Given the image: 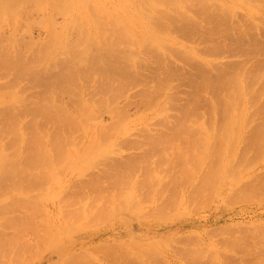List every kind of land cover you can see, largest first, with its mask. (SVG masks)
<instances>
[{"label": "bare ground", "instance_id": "obj_1", "mask_svg": "<svg viewBox=\"0 0 264 264\" xmlns=\"http://www.w3.org/2000/svg\"><path fill=\"white\" fill-rule=\"evenodd\" d=\"M262 10L264 13V0H0V30L2 29L3 24L7 21H10V24L13 27H17L18 25L19 31L22 32L23 30L22 33L19 32L18 35L15 34L17 36L16 38H14L15 36L8 37L9 34L6 36L5 31L4 33L2 31L3 34L0 35V75L2 74L1 78H4V76L11 78L7 82L6 85L4 84L5 85L4 87L6 89L10 88L9 90H12V92H9V90L4 92V89L2 91L3 87L0 86V90L3 92V93H0V140H4L5 138L8 137V139H6L8 143L6 142V140L4 141L6 145L0 143V190H1L0 201L2 199V202L4 203V201L8 200L5 198H4L5 200H3V197L5 196V194L7 195L6 193L7 190L8 191L10 190V189H4L6 190V192L5 194H2L4 193L3 188L5 187L11 188L12 190L11 192L13 193L16 192V194H18L17 196H15L14 194V197L11 196L13 198L10 197L11 200L14 199L10 202L11 204L10 207L7 205V203H9L10 200L4 203L6 205H3V203H0L1 205L0 211L3 214V216L2 214H0L2 216L0 217V264H33V263H36L39 257H41L44 253L51 251V246H49L47 242H49L50 240H53L54 237L58 235L59 231H61L59 229L71 228V225L73 223L77 224L82 219H88L92 223L99 224V225H102L104 223L106 224L108 222V227H110L111 224L115 226L116 225L115 222L118 220V219L112 218L115 214L119 212L124 213L125 212L124 210H130L134 208L133 206L138 203L139 197H142L150 193V190L152 188L154 181L151 180V177H149V175L151 176L152 174H154V172L150 174L149 172H147V168H149L151 172L153 171L151 170V167L148 166V163L149 161L151 162V160H149L151 159L149 158V156L152 155V152L150 151L152 149H155L156 147H157V151H161L160 148L163 150L165 146L168 147L167 144H169V147H170V144H174V146L176 144L178 145V146L176 145L177 147L175 146V148L171 146L172 148L170 149L171 150L173 149V151H175L174 149L177 148L176 153H174L173 151L171 152L173 153V158L175 157L178 159L179 157L181 160L179 159L178 160L180 162L183 161L182 164L179 165L180 162H177L176 159H174L175 162L178 164V166H180L179 168L182 167L181 174L177 173L176 175V177L179 178L178 180H181L182 184L179 185L180 183L178 182L179 183L178 184L179 186H178V185H175L174 182L172 181L173 183L171 184V187L169 186L171 189L174 188L175 186H176L175 188H178V187L180 188L181 186L184 189V187H186V184H188L189 182L191 183L192 180L194 182V179L202 178L204 189L206 188V189L214 190L217 195L226 197L230 193L234 185H237L240 182L243 184L244 180L246 182L248 180L247 178L248 172L244 173L243 172L244 169L246 167L248 168L250 164L256 163V160L258 159V157H259L258 160H260L263 156L262 153L264 151L263 149V151H261L262 153L260 154L259 150H257L258 151L257 153H259L258 154L259 156L255 152L256 151L255 149H258L256 147L264 148V84H263L264 82L263 81L264 80V27L259 25L255 21L256 19H252L254 18V15L258 13V11H260L261 13ZM239 11H243L244 14L241 12L243 16L240 15V13H238ZM35 14L37 18L38 17L40 18L43 17V18L41 20H39L40 18L37 19L39 20V23L41 24V26L40 24H37L38 23L37 20H36V24L35 23L34 24L36 26H40L43 29L45 27L48 29V33L50 32L49 39H47L46 43H44L43 41L44 44L42 45H39V43L38 45L33 43V40L31 41V38L27 39L28 43L25 42L26 38L25 39L23 38V41L25 43L23 41H22L23 43L20 42L22 39L21 40L19 39L22 37V35L20 34L24 33V29H23L25 26L24 24L27 23L24 20H27V19L30 20V19L29 18L24 19L26 17L20 18L21 20L23 19L22 20L24 22L23 24L22 21L18 20L19 19L18 16L20 15V17L21 16L22 17L23 16L33 17V15ZM38 14H41L43 16L42 17L41 15L38 16ZM238 14L241 16L242 19L244 17L242 21H241V18L239 19L237 18L238 16L236 17V15ZM57 15L58 17L59 15H61V17L63 16L65 19L63 24L59 28H58V25H60V23L57 25L58 21H55L56 19L55 17ZM256 16L257 14L255 15V17ZM260 16L261 14L259 15V17ZM259 17L257 20L262 22L263 17L262 16H261L262 18L260 17L262 20L259 19ZM246 19L248 20L250 19V20L248 21ZM20 23L24 25L23 28H22V25H21V28L19 27ZM30 25L33 26V22L30 23ZM7 27L8 26H6V28ZM174 30H176V32L179 31L183 33V35L185 34L186 36L190 34L192 35V33L194 35V32H195L199 34L201 37L199 38L200 40L195 39L196 37L198 38L199 36V35L196 36L197 34H195L196 37L194 36H193L194 38L192 37V39H195L197 43L192 42L191 39L190 41L189 39H187L188 38L187 37L186 39L189 40L188 41L189 44L191 42L196 45H194V47L192 46V48L191 46L188 48V45H189L187 44L188 42L187 43L184 42V45L185 43L187 44V48H186L184 47L183 43L181 44L178 43V40L173 36V35H178L179 33L177 32V34H175ZM17 31L16 33H18ZM172 31L174 32V34ZM7 33H9V31ZM181 33L179 35H181ZM4 35L6 36L5 38H4ZM27 35H29V33ZM72 35L74 36V38ZM24 37H26V35ZM181 37L184 38V36H181ZM177 38L179 37L177 36ZM215 38L217 39L219 38V42L215 43L214 45L213 41ZM16 39H18L19 42ZM29 40L31 41L30 43H29ZM228 41H230L232 45H236L235 49L238 48L239 50H241V52L244 53V55L246 54L247 56V57L245 56L246 59H244L241 62H234L236 60H234L231 57V55L235 56L236 54L240 53V55L238 54L239 56L238 55L236 56V59H238V57L240 58L241 56V52H233L234 54L236 53L235 55H233L230 49L229 51L231 52H228V55L229 53H232L229 55V57L231 61L233 62L231 63L230 60L229 61L226 60L228 61L226 62L228 65H226V63L224 64L225 60L223 61L222 56H224L223 54H225V52H227V50L229 49L227 47ZM122 47H125L123 49L127 48L129 51L128 52H126L127 50L122 51ZM131 47H135L136 49L134 50ZM29 48L31 49V51L33 50L34 52L32 51L33 53H31ZM224 49H227V50L224 51ZM235 49L233 51H236ZM27 51L31 53V55L28 54L30 55V57L27 55V53H25ZM170 52H171L172 58L174 57L171 60H170L171 58ZM176 59H178L179 61H181V63L184 64V68H183L184 70L187 67L190 68L191 70V72L189 71L191 75L188 78L192 86L194 83V86L192 88L193 91L191 90L194 93L193 95L194 96L196 95L198 96V98H200L201 95L203 94L205 95L206 92L210 91L212 94L213 100L211 101L210 99L211 104L209 105L208 110L205 109L207 110L206 115L207 113L209 115L208 120L206 119V117H204L203 120L201 121H204L205 119L206 121L200 123L198 122L199 119L197 117L199 115L197 108H198V102H200V100L197 98L198 100L196 99L195 101L196 96L194 97L192 94H190L192 97V101H195V102L191 101L192 103H190L188 102V99H185L187 100V102L186 101L185 102L186 104L188 103V105H185L184 109H183V105H177L178 107L179 106L182 107L183 114L181 112H180L181 114L179 113L181 116L180 118L178 116L179 119H177V117L175 118L177 119L176 122L170 119L172 121L171 126L169 124L171 128L167 124H166L167 126H165V123L167 122V121L165 122L166 116L165 114H161L165 110L168 111L167 108L172 109V107L169 108V106L171 105L170 104L171 100L170 99L167 100L169 102L166 101L167 103L170 104L169 106H167L166 102L164 101L159 102V104L161 103L160 104L161 106H163L162 104L164 102L165 103L164 106L167 108H164L163 106V108H158V110H156V107H154L155 110L157 111V115L159 113V115L161 114L162 116L163 115L165 116L164 117L165 120H163L165 123L163 122L164 124H162V126L163 127L165 126L164 127L165 130L167 128L171 129L172 132L169 131L171 134L169 132H168L169 134H166L167 131L164 130L165 133L163 134L159 132L161 136L158 134H155L156 136L154 135L155 136L154 137L153 134H148L146 131L147 135H149L147 136L146 133H144L145 132L144 129L148 130L149 128L148 129L144 128L143 129L144 132L142 135V138H143L142 141H144L146 138L148 142L146 141L143 143L141 140H139L140 142L137 140L138 144L141 147L144 144L147 145V143L149 146H152L153 144V147L151 148V150H150V147L148 148L147 153L148 155L149 153L151 155L149 156L146 155L147 156L146 159L148 158L147 160H145V157L143 156L146 154V153L143 154V152H146L145 145H144L145 148L143 149V152H142V156L144 157L145 161H143L142 156L140 157L136 156L139 160H142V161H139L137 158H135V156L132 157V159L138 160V165L140 164L139 162H143V163L147 162L146 163L147 165L145 164V167L143 164V168H145L147 175L149 173V175L147 176L149 180L146 177L145 180L147 179V181L144 182V180H142L143 183L140 185V187L144 186L145 188H147V192L145 193L146 189L144 187L143 188L145 190L143 188L140 189V187L136 189L137 184L136 182H133V180L136 178L135 176H133L134 179L132 177V175L135 174V173L133 174V172H135V169H136V166L134 167L132 165L134 160L133 161L132 159L126 160V161H129V160L132 161V162L130 161L131 163L129 162L130 163L129 165L133 166L131 167L127 164H122L123 163L122 161H121L122 163H119L120 161L119 162L114 161L118 159L120 160L121 157L123 156L122 154L120 158H118L119 156L116 159H113L111 157L112 153L113 152L115 153V151H117L119 148L120 149L118 151H121V150H124L126 147H127L126 149L131 147L130 146L131 144H133V148L139 146L138 144H136L137 143L136 140H134V142L130 144V140H129L130 138L126 137L125 135L127 132H129L130 128L132 129L131 126L133 122L131 123V122L126 121V120H130L131 118L127 116L128 114L124 115L126 110L121 108V111L123 109V111L121 112L120 107L118 108L120 113L118 112V110L116 113L119 114L120 116L119 118L121 119L124 118V119H122L121 122L118 125H116V128L111 124L113 128L116 129L115 131L117 133L112 132L114 131V129H112L111 128L112 126L110 127L109 125L108 131L112 130L111 133L110 132L109 133L110 135L112 134L113 135L109 136L108 139L110 137H112L111 139H114L113 138L114 135L116 136L125 135L124 136L125 141H124V137H122L123 138L122 140L124 143L120 142L121 139L118 141L120 142L119 143L120 146L123 145L121 147L116 142L117 143L116 145H118L119 148L117 147L118 149L112 152L105 144H103V142H105L106 140L108 141L107 137L105 136L102 137V135H106L108 128L106 129V131H104V129L106 128L105 126H103L105 128L101 129L98 123L93 125L94 122L93 124L91 122V119H90V115L92 113V108L90 107V105L92 104L91 98H92V95L93 96L95 95V97L97 96L96 95L97 93L95 94V92H99V95L101 94L103 95L104 92H106L105 95L109 97L105 98L106 96H104V98L102 97V100H99L101 101L103 105L98 100H95V98L94 100L95 102L97 101L98 104L96 103L97 106L94 104L92 105H94V107L96 106V108L97 107L99 108L101 107V105L104 107V105L109 104V103L110 105L111 103L114 104V102H116L120 96H123V94L126 96V93H121L120 91L119 93L116 90L123 91V87H125L126 84L129 86V83L127 82L125 83V80L129 78L128 82H132L133 81L132 79L135 78V76L140 75L139 70L141 67L143 66L145 67V65H147L148 62H154L157 66L156 67L157 69L155 70L164 69L165 65H166L165 69H167L169 68L167 66L170 63V61L173 60V62L171 63H174V60H175V63L177 64ZM185 65H187V67ZM172 66H170V70H172L171 68H174V69L175 67L178 68V64L175 67L174 66L172 67ZM150 70L148 69V71ZM141 71H142V68H141ZM168 71L165 70V73L166 74L170 73ZM172 71L170 75L168 74L169 76H171ZM176 71H173V73ZM159 73H157V75H159ZM162 73L160 74L161 76L164 75ZM142 74H146V73H142ZM183 74H184V71H183ZM184 75L186 76V74ZM93 76H96V77L98 76V78H94V81L98 82L100 84V87L98 88L99 91L92 90V92L94 91L93 92L94 94L91 93L92 94L91 98L88 99L90 100L89 106H87L86 104L82 103L83 100L81 101L80 99L81 95H78L80 91V87L82 85L79 83L83 78L87 77L86 79L83 80L84 82L89 77L92 78ZM141 76H138L139 79ZM152 76H154V74ZM161 76L159 78L156 77V79H159V80L160 78L162 79ZM177 76L178 75L175 74L176 80H177ZM154 77H153L154 81H158V80H155ZM164 78H166L165 81L163 80L159 81L161 82L160 87H158L159 90L156 89L157 91H160L159 94L156 90L154 91L155 88L153 86H155V84L153 83L150 84V86L153 85L152 88L150 89L151 91L153 89L152 92L150 91L148 92V90H146L147 87H144L145 89L143 90L146 91L145 93L142 92L144 93V100H143L144 102L140 100L139 103L141 104V102H143L145 105L142 103L143 105L141 106L145 107L148 104L152 105L153 104L152 101H154V99L157 102V100L160 99L159 97L160 96L162 97V95L164 94L163 92L164 90L162 89H164L166 84L170 80L172 82L175 81V78L173 77V75H172V78L174 79L170 78V80L167 82L166 80L167 78L169 79V77H164ZM183 78H182V83L184 82ZM25 79L27 80L30 79L34 83V86H33L34 91L30 90L31 94H29V89L32 87H30L29 84H28V87L21 86L22 81ZM95 79H99V80H95ZM135 79L138 81L137 77ZM146 79L148 80V78ZM136 80L133 81L134 84L136 83L135 82ZM152 80L150 81L149 79L148 81H150L151 83ZM100 81H102V84ZM142 81L144 82L146 80L142 79ZM260 81L261 82L263 81L262 82L263 86L260 83L262 87L261 86L259 87L258 85L259 88H257L256 87L257 83H259ZM24 82L25 84L27 83L26 80ZM172 82H170V84ZM145 83L149 84L147 83V81L144 82V84ZM173 83L171 86H173ZM178 83H181V82L179 81ZM186 84L184 82L181 86L185 87ZM94 86L92 84L91 88L96 87ZM144 86H147V85H144ZM150 86H148L147 89H149ZM188 86L189 85H186V87ZM11 87L12 88L19 87L20 90H18V93L21 92L24 96L23 95L21 96L20 94H18L21 97L20 96L17 97L16 96L17 92L14 93L15 90L12 89ZM160 89L162 90L163 94ZM178 89L180 90L181 88H178ZM188 90L189 89H187V93L190 92ZM113 91L116 93V95L120 94L118 98H116V95L112 96L114 93ZM141 91L142 90H140V93ZM173 91H177V89ZM107 92L108 93L111 92L112 95L110 93L108 95ZM123 92H127V91H123ZM147 92L149 93V96L151 93H154V92L158 96L156 95L157 98H154L153 97L154 95L152 94L153 96L151 95V97L154 99L151 100L152 98L150 99L149 96L145 97L147 96L146 95ZM210 92L208 93L210 94ZM187 93L185 92L186 95ZM65 94L67 95L70 94L71 99H72V95L75 96V98L79 96L80 100L76 99L77 100L76 101L74 98L73 99L75 101L71 100L66 95L68 97L67 102H66L65 100L66 98L64 100L62 99V96H64ZM185 94L183 96H186ZM177 95L178 94H176V97H178ZM100 97L96 99H99ZM113 97L115 98L113 99ZM193 97H194V100H193ZM208 97H210V95ZM208 97L206 98V101ZM148 98L150 99L151 102L147 100V104H146L145 101ZM166 98H169V97H166ZM166 98H164L163 100H165ZM68 99H69V102L70 100L71 102L72 101H74L75 103L77 102L76 103L77 105L75 104L76 107L74 106L75 109L78 107L79 108L81 107V106H78L80 105V102H81V105L83 106L82 108H80V111L77 110V112L76 111L73 112L69 104L70 110L72 111L71 112L69 108L66 106L68 104ZM82 99H85V98L83 97ZM180 99L179 101H182L185 104L184 100H180ZM61 100H63L64 102ZM204 100H205V97H204ZM204 100L201 101L202 106L200 104L199 105L200 107L205 108L207 106L206 104L207 103L209 104V100L207 103ZM103 101H105L106 104ZM174 101L176 100H173V102ZM262 101H263V104H262ZM65 102L67 103L66 105L64 104ZM99 103H100V106H99ZM259 103L261 104V107H259L258 109ZM19 104H22V106L19 107ZM73 104L74 103H72V105ZM149 105L146 107L150 108L151 106ZM191 105L193 106L195 105L193 107L194 109H191ZM172 106L175 107V105H172ZM154 108L152 107V109ZM110 109L112 110L111 107ZM199 109L201 110V108ZM255 109L259 113H261L262 116L260 117L262 119L259 117L260 114H258V112ZM177 110L181 111L180 107ZM250 111H253V112L250 113ZM116 113L114 114L117 116L118 114ZM122 113H123V116L125 117H122L121 115ZM175 113L176 112L174 110V114ZM204 113H202V115H204ZM252 113L258 114V115L255 114L256 116H258L257 118L255 116L256 120L258 121L255 120V118L253 117L254 115ZM169 114L173 116L172 118H174L175 115L171 113ZM29 115H31L32 119H30ZM199 116L201 117V114ZM27 118L29 119L27 120ZM159 118L162 122L161 116ZM259 118L261 121H259ZM254 121L257 122V125L258 124L260 125H258L256 127V130L253 131V128L256 125V122ZM115 122H116L115 124H117V121ZM252 124H255V125L251 126L252 127V130H251L250 125ZM25 125L27 126V128H24ZM51 127H54L52 128L53 130L50 129V131H46L48 128H51ZM78 127L82 131H84L85 134L89 137V139H87L88 140L87 142H82V140L84 141L83 138L82 140L81 138L79 140L77 139L79 138L77 137V133L80 130ZM29 128L33 130V131L31 130L32 132L30 133H28ZM76 128H78L79 130ZM248 128L253 132L256 131L254 133L255 135L251 133V136L254 135L252 136V138L251 136L248 135L251 132ZM23 129L24 130L27 129V131L25 132H27L28 134L32 133L34 135L32 134H31L32 136L28 135L30 137L29 138L28 136H26L27 134L24 132ZM72 129H74V137L77 140L72 137L73 135L72 133L73 131H71ZM100 129L103 131L104 134L102 133V131H99ZM194 129H196V131L198 129L199 132H196ZM80 131L79 133H82V131L81 132ZM75 133H76V136H75ZM109 133L107 134L109 135ZM246 133L248 134L246 135ZM79 135L82 136V134H79ZM183 135H186L187 137ZM247 136L251 138L249 139V141H247L248 139H246ZM9 137H12V138L10 139ZM100 137H102V140ZM184 137L186 138L184 139ZM71 138H73V140H70ZM84 138H85V135H84ZM9 139L10 141H8ZM128 140L129 142H127ZM176 140L180 141L179 142L180 144ZM71 141L72 142L75 141V144L71 145ZM125 142L126 144L129 143L127 144L129 145V147L124 146ZM141 142L143 145L141 144ZM245 142H246L245 145L252 144L254 146V147L251 145L250 147L246 146L247 148H250V151L248 149L249 153L246 147H245L246 150L243 148L242 150L240 148ZM134 143L136 144L135 147H134ZM111 144L112 143H110V145ZM154 145H155V148H154ZM122 147H124V149H121ZM198 148H200V151L197 152V150H199ZM252 148H255V149L253 150ZM240 149L242 150L241 151L242 154H239ZM253 151L256 154L255 157L253 155L251 156V154H254ZM117 153L119 154V152H116V154ZM249 154H250V157H254L252 158L253 160L251 158L249 159ZM260 155L262 156L260 157ZM108 156H110L112 158L111 160H113V161L110 160L109 163L116 162V164L114 163L115 168L113 167L112 169L109 166V168L107 167V170L105 172L103 170V172L101 173L110 176L109 179L110 178L112 179L113 177L114 180L112 179L111 181L109 180L110 182H105L104 180L108 179V176L107 178L105 177L106 178L105 179L104 178L105 175L103 176L101 174L103 177L101 175L100 176L104 178V180H102L99 176L101 183H103L102 181H104L105 183H108V187H107V184L104 187L102 185L99 186L100 182H98L99 184L97 185L96 178L98 177H96L94 178L96 180V181L94 180L95 182L92 181L93 178L92 180H89L90 182L92 181V183L90 184H89V181H87L88 183L84 182L85 184L90 185V186L85 185V188L88 187V189H90L89 187L92 186L93 182L95 185H97L96 188L100 187L99 189L101 190L103 187L104 188V190L102 189L103 191H106L105 188L107 189L110 188L111 191L116 188L115 192L117 191V193L114 192L115 195L113 194L112 196L114 197V199L116 198V200H117V197L115 196L117 195L119 197V200H117L118 204L112 202L113 200H111L112 199L111 196H110L111 199L109 198V196H107V198L111 200V202H108V204L109 203H114V204L113 205L109 204L108 206L106 203L107 199L104 198L103 201L101 200L100 201L102 203L103 202L106 203V204H103L105 208L100 207L99 209L97 201H98L99 196L101 195L99 193L96 194L97 192H95L96 194L95 196L98 195V198L94 199V196L92 197V194H94L93 193L94 191L93 187L95 188V185H94L91 188V190H89V192L91 191V193L88 192V194L89 195L91 194L90 196L94 199V202L92 198L89 200L90 202L91 201L93 202V205L91 203L92 207L91 205H88L90 204L87 200L88 198L85 199L87 195L85 196L81 194V197L83 195V198L85 199V202L87 204H85L84 201L83 203L82 202L81 203L82 205L84 204V206L86 205L90 206L91 208H87L89 210H86L87 206L84 208L85 210L82 209V207H80L81 204L78 203L80 201L78 199H75L73 195L71 196L69 192L67 196L69 197L70 195L71 199L66 196L67 199H69L67 200V202L69 201V205L67 206H70V203L72 201H75L72 204L77 205L78 203L79 205V206H75L76 209H74L75 207L74 208L71 206H70L71 208L67 207L66 206L67 203L64 202V204L66 203L65 206L71 209L70 211L71 214H66L61 206L58 207V210L56 211V216L54 215L55 212L50 213L47 210L46 208L47 202L51 199L52 200L55 199V197L58 196L60 192H62L66 182L68 181V179L63 180V181L61 180V177H60L61 173L59 172L60 170L68 178L79 177L85 174L86 172H88L89 170H91V168L94 167L95 164L98 163L100 160L109 159ZM123 161L127 163L124 159ZM158 161L160 162V160ZM158 161H156L155 164L157 163L159 164ZM237 161L245 162L243 164L244 166L243 170L241 168L242 165ZM250 161L252 162L255 161V162L250 163ZM187 162L189 163L190 166L194 165V167L192 166L189 167V165H187ZM207 162H208L207 164L208 166L210 164L209 162H212L213 164V165L210 164L211 167L210 166L208 167L209 172L205 171V167H206L205 164ZM135 163L137 165V161ZM238 163L240 164V168H239ZM140 167L142 166L140 165ZM202 167L204 168L203 170V173L205 172L204 174L201 173V169H203ZM41 168H43V171L41 172V174H39L41 171ZM132 168H135V169L133 170ZM138 168L136 170H138ZM156 173L157 172L155 171V174ZM201 174L204 176H202ZM171 175L172 174H170V176ZM255 178L253 177L250 179L252 180L254 179L255 181L254 180L253 181L256 182L259 176L256 178L257 180ZM131 179L133 180L131 181ZM40 181L46 182L47 184L45 183L43 184ZM112 181L113 183H111ZM129 182L133 184L132 188L131 187L128 188ZM198 182L199 181L196 182L198 185H196V183L194 182L195 188L197 187V191H198L197 193L201 191L199 190L200 188L198 189V186L201 185V184L199 185ZM38 183L39 184L42 183L41 186L43 185V187L41 186L40 187L42 191L43 189L44 191L42 193H39L38 195H36V192H35L36 196L33 195L34 193L29 194L30 192L29 189H31V192H34L33 188L34 189L37 188L35 189V191L38 190L39 192H41V190L38 189L39 187ZM109 183L113 184L114 188L111 189V187H109L110 185ZM183 183L185 186L183 185ZM249 184H250L249 185L250 190H246L245 192L236 191V194L237 193L238 194L237 195L235 194V197H234L235 199L233 198L234 201L237 200L236 198H239L238 200L240 201H242L243 198L248 200L247 199L248 195H251L253 193V197H254L256 192H257L256 193L257 196H259L258 194H261L262 193L261 191H264V176H263V181L261 180L257 184H251V183ZM126 185L127 187H125ZM173 185L175 186L172 187ZM246 185L248 186V184ZM44 186L46 187V189L44 188ZM73 186H71L72 189H73ZM77 186H79L78 191L80 190L83 191L80 187L81 185L76 184V187H75L76 189H77ZM225 187L227 188L226 192L224 191ZM258 187H261V188H258ZM188 188L193 189L194 186L193 188L192 186ZM139 189L140 190L143 189L144 191L141 192ZM138 190L141 192V196L139 197L136 195L137 193L138 195H140L139 194L140 192ZM76 191L77 190L75 191L72 190V193ZM136 191L138 192L135 193ZM181 191L185 192V190H181ZM195 191L196 190L194 189V192ZM177 192L178 191L176 189L173 192L174 195H177L176 194ZM212 192L213 191H211V193ZM8 193H10V191ZM202 193L204 194L205 192H202ZM203 194H201L200 192V196ZM171 195L174 196L173 194ZM32 196H35V197H32ZM168 196L169 197L166 199L167 201L170 202L169 199L171 198V196L170 194ZM187 196L189 198L188 194ZM174 197L171 198V201L172 199L173 201L175 200ZM253 197L249 198V200L252 199ZM83 198L81 199L84 200ZM185 198H186V195H185ZM182 199L184 200V197H182ZM180 203L182 202L180 201ZM175 204H176V201L172 203L173 206H175ZM141 205L142 204L140 203L139 206ZM181 205L182 204H180V206ZM78 207H80L82 211H80L81 209H78ZM20 210H23L25 212L24 215H21L22 216L21 218L20 217L16 218L17 216L14 215L15 217H13L11 215L13 218L10 216L11 219H6V216L4 215V214L7 215L8 213H10L9 211H11L12 214H14L15 211H19V213H22ZM29 211H32L33 213L30 214ZM1 218L6 219L7 221ZM38 222H40V224L37 225ZM35 225H37L40 228L39 230H42L44 234L36 238V240L33 243H29L26 239L28 236L27 234L29 233V229H31L32 232L35 231V228H36ZM10 226L13 227L15 231H13L11 235H7V231L5 230L6 228ZM258 226H259L258 224H255L253 228L250 230L248 227L243 228L245 231L240 230V232L244 233V234L241 233L242 236L244 237L240 238L239 240H238V237H236L235 235L236 233L234 234V231L231 232L232 231L231 229H229L231 231H227L235 235V238H232L233 234L231 235L230 233H228L231 235L230 240L234 239L232 240V242L230 241L231 242V246H229L230 249L233 252H236L238 254L239 253L242 254V252L246 250L245 252L248 254L247 255L248 257L247 256L246 257L249 258V260H247L245 264H248L247 263L248 261L249 263H251L250 262L251 258L249 257L250 254L255 255L258 251H263V252L261 253L258 252L256 258L252 256L253 257L252 259H255L254 261L252 260V264H264V248L263 250L260 249L262 245H258L257 243L256 245L254 244L252 246V249L253 247L257 248L258 246H260V248H257L256 251L253 250V252H255L253 253L251 252L252 250H249L251 246L249 248L250 244L246 240V238H248V239H251L250 241L252 240L257 241L255 239L257 238V236L262 235L264 237V227L261 228V226H259L260 227L259 228ZM98 230L99 229H97V231ZM226 230L228 229H225L224 232ZM34 236H36V233L34 234ZM141 237L142 235L136 232H133L123 239H117L118 242L123 241L122 244L121 243L119 244L115 243V245L114 243H111V244L114 246H117V248L116 247L115 248L118 250V252L120 251V257H121L120 259L122 258L128 259V260H125L126 263L127 261L130 260V261H133L132 262L133 264L134 263L133 258L136 255L135 256L136 259L134 258L135 262H137L136 264H142L144 260L146 262L148 261V258L152 257V256L148 257L149 255L147 254V251L145 252L144 249L145 248L155 249L156 247L153 245L145 244L144 241L141 240ZM190 240H192V238H190L189 241H187L188 242L187 246L189 245ZM64 241H66L65 234H64V238L56 240V243L60 244ZM129 241H133L135 245L138 244L136 245V248L137 246L138 248L135 249L136 251L134 250L135 252L132 253L133 257H130L131 250L129 248H131L132 246H130L131 244L127 243ZM226 241H229V237ZM71 242L70 244H75V242H72V243ZM246 242H248V244H246ZM106 243L104 242L105 246H103V243L101 244L103 247H105V250L107 251L108 249L107 246L109 245V243L108 245ZM223 243L226 246L227 242L225 243V240H223ZM251 243H253V241ZM46 244H47L46 248H41ZM33 245L35 249L36 248H41V249H38V251L33 252L32 257L29 259V253H31V247ZM52 246L56 247L55 242L52 244ZM119 246L121 247V249H118ZM98 247H101V246H99L98 244V246L95 247L96 250L95 248L91 249L93 247L91 248L89 247L88 251L87 250L82 251V252H85V254L80 252L79 254L82 253L81 255H79L78 253L71 254L70 253L71 251H64V252H67V253H64L62 251L63 248H60V253H58L57 256L61 258L62 256H65L63 258L64 264H68L67 260H69L68 261L69 263L72 262V264H79V263L87 264L86 261L90 260L89 262H91L95 260V259H90V258L93 257L94 253L100 250V248ZM191 247L193 246L191 245ZM229 247L227 248L229 249ZM262 247H264V245ZM71 248H69L68 250H71ZM113 248L108 249L107 251L108 253L105 251L107 254L104 252L107 257V259L105 257L106 262L108 259L113 261L111 258H114V260L119 261L118 259L119 256L115 259V257L118 254L115 251L116 249L115 248L113 249ZM187 248L188 247H186V250ZM111 249L113 251H111ZM197 249L199 250V254L203 251L201 250L202 248L200 249L197 248ZM90 250H92L91 252L93 254L89 252ZM93 250H95L96 252H94ZM102 250L103 248L101 249V253L104 251ZM180 250L178 252H180ZM186 250L184 252V248H183L182 253H184V256L187 255ZM211 252L208 253L209 257L210 258L212 257L211 260L209 259L210 262L208 261V263H206L207 259H204V258H207L208 256L203 257L205 255L202 253L200 254V256L205 261H202V259H199V260H201L203 263L205 262L206 264H231V263L237 264L238 262H236V260H238L237 258H240L239 262L244 264L242 262V259H243L242 257H237V258L233 257V259L236 262L235 263L232 260L231 256L227 254V251L226 252H222L221 250L218 251L217 247H215V250H213V252H215L214 256L212 255L213 252L212 253ZM245 252L243 253L244 255H241V256L244 257L246 254ZM87 253H89L88 256L86 255ZM143 253L147 254V260L145 258L146 255H144ZM148 253H151V252H148ZM103 254L102 256H105ZM188 254H189V251H188ZM199 254L197 252L198 257L200 258ZM97 256H100V255H98L97 253ZM186 258H188L189 261L194 260L191 256L186 257ZM228 258H230L231 260ZM153 260L155 261L156 259L152 258V261L150 260L149 262H154ZM121 261H119V263L117 262V264H121L123 262ZM130 261L129 263L131 264ZM201 261H200V264H201ZM243 261L245 262V259H243ZM91 263L93 264V262ZM154 263L157 264V261H155ZM113 264H116V261Z\"/></svg>", "mask_w": 264, "mask_h": 264}, {"label": "rangeland", "instance_id": "obj_2", "mask_svg": "<svg viewBox=\"0 0 264 264\" xmlns=\"http://www.w3.org/2000/svg\"><path fill=\"white\" fill-rule=\"evenodd\" d=\"M261 11V10H260ZM260 11H258V13H256L257 14V16L259 17V15L261 14V16L263 17V21L261 22V21H259V20H257L258 19V17L256 18L255 17V15H254V18H252V19H256L255 21L259 24V25H261V26H263L264 27V25H263V23H264V13H263V10H262V12L260 13ZM243 13V11H239L238 13H240V15H242V13ZM255 12H257V11H255ZM263 13V14H262ZM37 14V13H36ZM36 14L35 15H33V17L32 16H21L20 17V15L18 16V20H20V21H22L20 18H24V17H26V18H24V19H27V18H29L30 20H24L25 22H27V23H25L24 24V22H23V24L25 25H23L22 23H20L19 25V27L21 28V25H22V28H23V26H24V36L26 35V37H24L23 36V34H20V35H22V37L21 36H19V37H21V38H19L21 41L20 42H22L23 41V38L25 39L26 38V43H28V40L27 39H29V38H31V41L33 40V43H35V44H37L38 45V43H39V45H42V44H44V43H46L47 42V39H49V33H48V29L47 28H45L44 26V29L43 28H41L40 26H41V24L39 23V20H41L43 17V15H41V14H38V16H40L41 15V17L42 18H40V17H38L37 18V16H36ZM244 14V13H243ZM239 14L238 15H236V17L237 18H241V16H240ZM34 16H36V17H34ZM240 16V17H239ZM243 16V15H242ZM260 16V17H261ZM32 17V18H31ZM235 17V18H236ZM259 17V19H261ZM40 18V19H39ZM56 19H55V21H58V23H57V25L60 23V25H58V28L59 27H61V25L63 24V22H64V17L62 16L61 17V15H59V17H58V15L55 17ZM37 19H39V20H37ZM243 19H244V17H243ZM242 18H241V21L243 20ZM36 20H37V24H40V26H36L35 24H36ZM63 20V21H62ZM237 20V19H236ZM246 20H248V19H246ZM250 20V19H249ZM248 20V21H249ZM262 20V19H261ZM29 21H30V23H32L33 22V26L32 25H30V23H29ZM32 21V22H31ZM35 23V24H34ZM5 24V25H4ZM3 24V26H2V29L0 30V35L1 34H3L4 33V31H5V33H6V36L8 35V37L9 36H15L14 38H16L17 36L16 35H18L19 34V32H21V31H19V28H18V25H17V27H13L11 24H10V21H7V22H5ZM4 26H5V28H4ZM6 26H8L7 28H6ZM32 26V27H31ZM31 27V28H30ZM4 28V29H3ZM31 30H30V29ZM8 29V30H7ZM46 29V30H45ZM18 30V31H17ZM21 30V29H20ZM57 30H59V29H57ZM2 31H3V33H2ZM9 31V33H7ZM16 31L18 32V33H16ZM28 31V32H27ZM50 31V30H49ZM175 31V34H177V32H179V31H177L176 32V30H174ZM22 32H23V30H22ZM21 32V33H22ZM173 32V31H172ZM29 33V35H27ZM181 32H179L178 33V35H173L174 34V32H173V36L178 40V43H183V45H184V42H188L190 39L192 40V42H194V43H197V41L196 40H198L201 36L199 35V34H197V33H195L194 32V35H193V33H192V35H191V37H190V35H188V36H186L185 34L183 35V33H181V35H179ZM12 34V35H11ZM16 34V35H15ZM195 34H197L196 36H198V38L195 36ZM3 36V35H2ZM5 35H4V38L6 37ZM29 36V37H28ZM73 36V35H72ZM177 36L179 37V38H177ZM181 36H184V38L183 37H181ZM186 36V37H185ZM196 37L195 39H192V37ZM28 37V38H27ZM188 37V38H187ZM190 37V38H189ZM193 37V38H194ZM73 38H74V36H73ZM183 38V39H182ZM189 39V40H187V39ZM181 39V40H180ZM186 39V40H185ZM16 40H18V39H16ZM183 40V41H182ZM185 40V41H184ZM190 40V41H191ZM200 40V39H199ZM30 40H29V43L31 42ZM35 41V42H34ZM43 41H44V43H43ZM220 41H221V39H220ZM18 42H19V40H18ZM24 42V41H23ZM22 42V43H23ZM24 42V43H25ZM42 42V43H41ZM212 42V41H211ZM211 42H210V44H211ZM214 42V43H213ZM212 43L215 45V43H218L219 42V38L217 39V38H215L214 39V41H213ZM185 43V45H184V47H186L187 48V44H189V42L186 44ZM190 44H192V45H190ZM190 44L188 45V48L191 46V48H192V46L194 47V45H196V44H193V43H191L190 42ZM221 44H223V43H221ZM228 45V46H227ZM226 46L229 48L228 50L227 49H224V51L225 50H227V52H225V54H223L224 56H222L223 57V61L225 60V62H224V64L226 63V62H228L229 60H230V62L232 63L233 61H231V59H230V57H229V55L230 54H232L233 52H241V50H239L238 48L237 49H235L236 47V45H232V43L230 42V41H228V44H227ZM182 46V45H181ZM196 47V46H195ZM198 47V46H197ZM123 48H125V47H122V51H124V50H127L126 52H128L129 50L126 48V49H123ZM132 49H136L135 47H131ZM226 48V47H225ZM197 49V48H196ZM231 49V51H232V53H229V55H228V52H231V51H229ZM236 50V51H233V50ZM29 50H30V52L31 53H33L32 51H31V49L29 48ZM142 50V49H141ZM239 50V51H238ZM25 51V50H24ZM144 51V50H143ZM223 51V50H222ZM25 53H27V55L28 54H30L31 55V53H29L28 51L27 52H25ZM141 53H142V51H141ZM236 54V53H235ZM234 53H233V55H235ZM239 55H240V53H238ZM238 54H236L235 56H232L231 55V57L234 59V60H236V61H234V62H241V61H243L244 59H246L245 58V56H246V54L244 55V53L243 52H241V56H240V58L238 57V59H236V56L238 55ZM30 55H28L29 57H30ZM33 55V54H32ZM170 55H171V52H170ZM228 55V56H227ZM238 55V56H239ZM243 55V56H242ZM228 58H227V57ZM226 57V58H225ZM242 57V58H241ZM244 57V58H243ZM247 57V56H246ZM169 58V57H168ZM174 58V57H173ZM172 58V55H171V58H170V60L171 59H173ZM232 59V60H233ZM169 60V61H170ZM226 60H228V61H226ZM237 60H239V61H237ZM171 62H173V60L172 61H170V63L168 64V66L167 67H169V68H167V69H165L166 68V65H165V68L164 69H160V70H155V69H157L156 67V64L154 63V62H148L147 63V65H145V70H144V68L143 67H141L142 68V71H141V68H140V72H139V74L140 75H137V76H135V78L137 77L138 78V81L135 79V78H133L132 80L134 81V80H136L135 82V84L133 83V81L132 82H128V80H129V78H127L126 80H125V83L127 82V83H129V86L126 84L125 85V87H127V88H125V87H123V91H127V92H123L122 90H116V91H120L121 93H126V96L123 94V96H120L119 97V99L116 101V102H114V104L113 103H111V105H110V103L109 104H106L105 103V101H103L106 105H104V107L102 106L103 104L101 103V101H99V100H102V97L104 98V96H106L105 94H106V92H104V94L101 96V95H99V92H95V94L97 95L96 97H95V95L93 96L91 93H93L95 90L96 91H99V87H100V84L98 83V82H95L94 81V78H98V76L96 77V76H93L92 78L91 77H89L88 79H89V81H88V79L87 80H85V81H87V82H83V80L84 79H86V78H83L81 81H80V83L79 84H82L81 85V87H83V88H81L80 87V91H79V94L78 95H81L80 96V99H81V101H82V103L83 104H86L87 106H89V101L90 100H88L89 98H91V95H92V98H91V103L92 104H94V105H96V103H97V101L95 102V100H98L102 105H101V107H99V108H101V109H99L98 107V109L96 108V106L94 107V105H90V107L92 108V113H91V115H90V119H91V122H92V124H93V122H94V124L93 125H95V124H97L98 123V125L101 127V129H103V128H105L104 129V131H106V129L109 127V125H110V127L113 125L115 128H116V125H118L120 122H121V120L122 119H124V118H119L120 116H119V114L118 113H116L117 112V110H118V112H119V107H120V111H121V108H123L124 110H126L125 111V113H124V115H126V114H128L127 116L128 117H130L131 119L130 120H126L127 122H133L132 123V129L130 128V130H129V132H127L125 135H126V137H128V138H130L129 140H130V144L132 143V142H134V140H143V138H142V135H143V129L144 128H149L148 130H146V129H144L145 130V132L144 133H146V131H147V133L148 134H153V136L155 135V134H158V135H160L159 134V132L160 133H165L164 132V130H165V126H169V124H170V126H171V124H172V121L171 120H173V121H175L176 122V120L177 119H179L180 118V114L182 113V110L184 109V106L185 105H188V103L186 104V102H187V100H185V99H188V102H190V103H192V102H195L196 101V99L198 98V96H196V98H195V101H192V97H191V95L190 94H194L192 91V88H193V86H194V83H193V86H192V84H190L191 82H190V80H189V78L188 77H190V73H189V71L191 72V70H190V68H188L187 67V65H185L187 68L184 70L183 68H184V64L183 63H181V61H179L178 59H176V62H177V64H178V68L177 67H175V66H177V64L175 63V60H174V63H171ZM151 63V64H150ZM230 63V64H231ZM149 64V65H148ZM175 67V69L174 68H171L173 71H176L177 69V71L179 72L180 70L182 71H184V74H186V76H187V74H188V76L186 77L184 74H183V71L180 73L179 72V74H178V72L176 73V72H174L173 73V71L172 70H170V66H172V65ZM150 65H152V66H154V67H152V66H150ZM180 65V66H179ZM226 65H228L227 63H226ZM172 66V67H173ZM222 66H223V64H222ZM147 67H149V68H147ZM152 67V68H151ZM180 67V68H179ZM154 68V69H153ZM148 69L150 70V71H148ZM153 69V70H152ZM187 69H189V70H187ZM164 72H163V71ZM165 70L166 71H168V72H170L171 73V71H172V74H171V76H169L170 75V73H168V74H166L165 73ZM143 71H145V72H143ZM147 71V72H146ZM151 71H152V73H151ZM158 71V72H157ZM163 73H162V72ZM187 71V72H186ZM146 73V74H142V73ZM155 72V73H154ZM160 72V73H159ZM157 73H159V75H157ZM164 74V75H160V74ZM151 74V75H150ZM154 74V76H152ZM175 74L176 75H178L177 76V80H176V77H175ZM180 74H182V75H180ZM2 75V74H1ZM0 75V78L2 77ZM4 75V74H3ZM142 75V76H141ZM172 75H173V77L175 78V81H173L174 83H175V85H174V83L170 80V78L171 79H174V78H172ZM91 76V75H90ZM138 76H141L140 77V79H139V77ZM146 76V77H145ZM162 77V79L160 78V80L159 79H156V77ZM169 77V79L167 78V80H166V82L167 81H169L167 84H166V86L164 87V89H162V90H164L163 92H164V94H165V96H164V94H163V92H162V90H161V92H162V97L160 96L159 98L160 99H158L157 100V102L155 101V99L154 98H157L156 97V93L154 94V93H151L150 94V96H149V91L150 92H152L153 91V89H152V91L150 90L151 88H152V86L153 85H151L150 86V84H155V86H153L155 89H154V91L157 89V90H159L158 89V87H160V83L161 82H159V81H161V80H163V81H165V79L166 78H164V77ZM183 76H184V78H183ZM100 77V76H99ZM145 79H144V78ZM149 77H151L152 79H153V77L155 78V80H158V81H154V79L152 80L151 78H149ZM181 79H180V78ZM188 78V79H186V78ZM30 78V77H29ZM91 78V79H90ZM146 78H148V80L150 79V81L152 80V82L150 83V81H148ZM182 78L184 79L183 81L185 82V84L186 83H188V81H189V83L188 84H186V85H189L188 87H190V88H188V87H186V85H185V87L183 86H181L183 83H182ZM11 78L10 77H7V76H4V78H1L0 79V86L1 87H3L2 88V91H3V89H4V92L5 91H7V90H9L10 88L9 87H7V88H9V89H6L4 86L7 84V82L10 80ZM142 79L143 80H146L147 81V83H149V84H144V82H146V81H142ZM26 80V84H25V81ZM25 80H23L22 81V84H21V86L22 87H28V84L30 85V87H32V88H30L29 89V94H31V92H30V90H33L34 88H33V86H34V83L32 82V80H27V79H25ZM92 82H91V81ZM95 80H99V79H95ZM29 81V82H28ZM30 81H31V83H30ZM130 81H131V79H130ZM154 81V82H153ZM162 81V82H163ZM181 82V83H178V82ZM264 81V80H263ZM262 81V82H263ZM24 82V83H23ZM95 82V83H94ZM101 82V84H102V81H100ZM158 82H159V84H158ZM170 82H172L173 83V86H171L172 85V83L170 84ZM262 82L260 81L259 83H257V88H259L261 85L263 86V84H264V82H263V84H262ZM93 84V86H94V84H95V88H91V85ZM104 83V82H103ZM130 83H131V85H130ZM260 83H261V85H260ZM5 84V85H4ZM32 84V85H31ZM78 84V85H79ZM91 84V85H90ZM157 84H158V86H157ZM178 84V85H177ZM3 85V86H2ZM88 85V86H87ZM89 85H90V87H89ZM144 85H147V86H144ZM177 85V86H176ZM179 85H180V87H179ZM258 85H259V87H258ZM102 86V85H101ZM148 86H150L149 87V89H147L148 88ZM174 86H176V87H174ZM261 86V87H262ZM88 88V89H86V88ZM144 87H147L146 88V90H148V94L146 93V95L147 96H145V97H150V99L152 98L151 97V95L154 97V98H152L151 100H153L154 99V101H152L153 102V104L152 103H150V104H152V105H149V106H151L150 108H148V107H146V106H148V105H146L145 107H143V106H141V105H143L144 103V93L146 92L145 90H143V89H145ZM157 87V88H156ZM174 87V88H173ZM12 88V87H11ZM85 88V89H84ZM127 89V90H125V89ZM178 88H181L180 90L178 89ZM184 88V89H183ZM12 89H14L15 91H14V93L15 92H17V97L18 96H22L23 94L21 93V92H19L18 93V90H20V88L18 87H13ZM90 89V90H89ZM177 89V91H173V90H176ZM187 89H189L188 91H190V92H188L187 93ZM92 90H94L93 92H92ZM140 90H142L141 91V93H140ZM156 90V91H157ZM181 90H182V92H181ZM187 93V95L185 94V92ZM192 90V91H191ZM1 90H0V93H3ZM34 91V90H33ZM115 91V90H114ZM113 91V92H114ZM115 91V92H116ZM181 93H180V92ZM9 92H12V90H9ZM81 92V93H80ZM114 92V93H115ZM119 92V93H120ZM142 92H144V93H142ZM158 92V94L160 93V91H157ZM178 94L177 96L178 97H176V94ZM208 92H210V91H208ZM208 92H206L205 93V95H207V96H205L203 93V95H204V97H205V100H204V97H203V95H201V97L200 98H198L199 100H200V102H198V113H199V115L201 114V117L198 115L197 117H198V119H199V121L198 122H204V121H206V119L208 120V117H209V115H208V113H207V115H206V111L208 110V108H209V105L211 104L210 102L213 100V97H212V94H211V92H210V94L208 93ZM108 93V92H107ZM111 95H112V93L111 92H109ZM109 93H108V95H109ZM113 93V95L112 96H114V95H116V93L114 94ZM18 94H20V95H18ZM94 94V93H93ZM186 95V96H183V95ZM67 94H65L64 96H62V99L64 100L65 98V100H66V102H67V98L69 97L70 99H71V95L70 94H68L67 96H66ZM70 95V96H69ZM83 95V96H82ZM99 95V96H98ZM120 94H117L116 95V98H118V96H119ZM122 95V94H121ZM161 95V94H160ZM179 95H180V97H179ZM190 95V96H189ZM210 95V97H208ZM20 96V97H21ZM24 96V95H23ZM66 96V97H65ZM101 96V97H100ZM143 96V97H142ZM158 96V95H157ZM194 96V95H193ZM194 96V97H195ZM85 98V99H87V100H85V99H82V98ZM98 97H100L99 99H96V98H98ZM107 97H109V96H106L105 98H107ZM140 97H141V99H140ZM166 97H169V98H166ZM171 97V98H170ZM182 97H184V98H182ZM189 97V98H188ZM191 97V98H190ZM194 97H193V100H194ZM208 97V99H207V101H206V98ZM212 97V98H211ZM76 100V99H79V96H77V98H75V96H73L72 95V99L71 100H74V99ZM94 98H95V100H94ZM115 97H113V99H114ZM164 98H166L165 100H163ZM174 98V99H173ZM176 98V99H175ZM181 98V99H180ZM79 99V100H80ZM110 99H111V97H110ZM150 99L148 98V99H146V101H145V103L147 104V100H149L150 101ZM171 100L170 101V104L169 103H167V102H169V101H167V100ZM179 99L180 100H184V102H185V104L182 102V101H179ZM197 99V100H198ZM210 99H211V101H210ZM63 100H61V101H63ZM71 100H70V102H69V99H68V104L65 102L64 104L69 108V110H70V106H71V108H72V111L73 112H77V110H79L80 111V108H82V106L83 105H81V102H80V105H78V106H81L79 109L78 108H76L75 109V107H76V103L74 102V101H72L71 102ZM129 100V101H128ZM140 100L141 101H143V102H141V104L139 103L140 102ZM173 100H176V101H174L173 102ZM179 102H178V101ZM202 100H204L206 103L208 102V100H209V104L207 103L206 105V107L204 108V107H200L199 105L201 104V101ZM77 101V100H76ZM148 101V102H149ZM162 102V101H164V102H166V104H167V106H169V108L170 107H172V111L170 110V109H168L167 107H165L164 106V102H163V106H164V108H167V110L168 111H164V112H162L161 114H165V116L163 115H159V113H158V115H157V111L156 110H158V108H163V106H161L160 104H159V102ZM192 101V102H191ZM203 101V102H204ZM59 102H60V100H59ZM64 102V101H63ZM63 102H61V103H63ZM95 102V103H94ZM151 102V101H150ZM175 102H176V104H175ZM202 102V103H203ZM204 102V103H205ZM72 103H74L73 105H72ZM78 103H79V101H78ZM100 103H99V106H100ZM143 103V104H142ZM154 103H155V105H154ZM180 103V104H179ZM63 104V105H64ZM69 104H70V106H69ZM76 104V105H75ZM98 104V103H97ZM260 104V103H259ZM259 104H258V109H259V107H261V104H260V106H259ZM262 104H263V101H262ZM30 105V104H29ZM108 105V106H107ZM145 105V104H144ZM172 105H175V107L174 106H172ZM177 105H183V109H182V107L181 106H179L180 107V110L181 111H179V110H177V109H179V107L177 106ZM197 105V104H196ZM203 105H205V104H203ZM22 106V104H19V107H21ZM75 106V107H74ZM161 106V107H160ZM195 106V105H194ZM193 105H191V109H194L193 107H194ZM201 106H202V104H201ZM74 107V108H73ZM110 107L112 108V110L110 109ZM152 107L154 108V107H156V110H155V108L154 109H152ZM178 107V108H177ZM177 108V109H176ZM196 108V107H195ZM199 108H201V110L199 109ZM114 109V110H113ZM123 109H122V111H123ZM175 110V114H174V110ZM203 109H204V111H205V113H204V111H203ZM205 109H207V110H205ZM112 112H114V113H116V114H118L117 116L114 114V113H112ZM254 110V109H253ZM256 110V109H255ZM71 111V110H70ZM71 111V112H72ZM78 111V112H79ZM121 111V112H122ZM170 111V112H169ZM203 111V112H202ZM257 111V110H256ZM255 111V112H256ZM156 112V113H155ZM171 113V114H173V115H175L174 116V118H172L173 116H171L169 113ZM181 112V113H180ZM251 112H253V111H250V113ZM258 112V111H257ZM256 112V113H257ZM120 113V112H119ZM123 113L121 114L122 115V117H125V116H123ZM180 113V114H179ZM202 113H204V115H202ZM256 113H252L254 116V118H255V116L256 115H258V114H260L259 115V117L260 116H262L261 115V113H259L258 112V114H256ZM167 114H169V115H167ZM183 114V113H182ZM256 114V115H255ZM251 115V114H250ZM30 116V119H32V117H31V115H29ZM161 116V119H162V122H161V120H160V117ZM168 116V117H167ZM169 116H170V118H169ZM178 116H179V118H178ZM203 116V117H202ZM164 117H165V119H164ZM177 117V119H175ZM204 117H206V119L204 120V121H201V120H203V118ZM252 117V116H251ZM258 116H256V118H257ZM127 118V117H126ZM256 118H255V120H256ZM261 118V117H260ZM260 118H259V121H261L260 120ZM29 118H27V120H28ZM129 119V118H128ZM168 119V120H167ZM171 119V120H170ZM175 119V120H174ZM262 119V118H261ZM163 120H165V122L167 121H169L168 123L166 122H164ZM30 121V120H29ZM29 121H27V122H29ZM32 121V120H31ZM115 121H117V124H115L116 122ZM256 121H258V120H256ZM256 121H254V122H256ZM165 123V126L163 127L162 126V124H164ZM31 123V122H30ZM136 123V124H135ZM174 123V122H173ZM261 123V122H260ZM91 124V125H92ZM112 124V125H111ZM167 124V125H166ZM253 125H255V124H252V125H250V127L251 126H253ZM258 125H260V124H258ZM257 125V122H256V125L254 126V128H253V131L254 130H256V127L258 126ZM29 126H31V125H29ZM103 126H105V127H103ZM113 126L111 127L112 129H114V131H112L111 129V131L112 132H116L115 130V128H113ZM169 126V127H170ZM77 127V126H76ZM249 127V128H250ZM24 128H27V126L25 125L24 126ZM52 128H54V127H51V128H48L46 131H50V129H52ZM79 128V127H78ZM78 128H76V129H78ZM167 128V127H166ZM171 128V127H170ZM248 128V129H249ZM80 129V128H79ZM78 129V130H79ZM99 130V131H102V130ZM247 129V130H248ZM251 130H252V127L250 128ZM249 129V130H250ZM24 130V129H23ZM30 130V131H29ZM29 130H28V133H30V132H32L33 130L32 129H30L29 128ZM32 130V131H31ZM53 130V129H52ZM81 130V129H80ZM79 130V131H80ZM109 130V128L107 129V132H106V135H108L107 133H111V131H108ZM195 131H196V129H194ZM250 130V131H251ZM25 131H27V129L26 130H24V132ZM71 131H73L72 133H73V135H72V133H71V135H72V137L73 138H75L74 137V129H72ZM70 131V132H71ZM77 131V130H76ZM75 131V132H76ZM79 131H78V133H77V137H79V138H77L78 140L81 138V140H82V138L84 139V141L82 140V142H87L88 140L87 139H89V137L85 134V132L84 131H82V133H79ZM80 131V132H81ZM149 131V132H148ZM163 131V132H162ZM165 131H167V133L166 134H169L170 132H172L171 131V129H169V128H167ZM170 131V132H169ZM249 131V132H250ZM253 131H251L249 134L248 133H246V135L248 134L249 136H251V133L252 134H254L255 132H253ZM83 132H84V134H83ZM169 132V133H168ZM196 132H199V130L197 129V131ZM27 135L26 136H28V135H31V134H28L27 132H25ZM34 133V132H33ZM76 133H75V136H76ZM102 133H103V131H102ZM101 133V134H102ZM110 133H109V135L108 136H106V135H102V137L103 136H105V137H107V139H108V137L109 136H112V135H110ZM117 133V132H116ZM147 133H146V135H147ZM79 134H82V136L81 135H79ZM104 134V133H103ZM171 134V133H170ZM32 135H34V134H32ZM31 135V136H32ZM79 135V136H78ZM84 135H85V138H84ZM124 135V136H125ZM157 135V136H158ZM255 135V134H254ZM254 135H252V136H254ZM25 136V137H26ZM115 136V137H114ZM113 136V138L114 139H111L112 137H110L109 139H111V140H109L108 139V141L106 140H104L105 142H103V144H105L112 152L114 151V150H117L118 148H119V146H120V142H122V143H124L123 142V138L122 137H124V136H116V135H114ZM140 136H141V138H140ZM147 136H149V135H147ZM152 136V135H151ZM156 136V135H155ZM154 136V137H155ZM161 136V135H160ZM183 136H186V135H183ZM252 136H251V138H252ZM29 137V136H28ZM102 137H100L101 138V140H102ZM187 137V136H186ZM186 137H184V139L186 138ZM10 139L12 138V137H9ZM27 138V137H26ZM30 138V137H29ZM73 138H71L70 140H73ZM128 138H126V139H128ZM145 138V137H144ZM250 137H248L247 136V138L246 139H248L247 141H249V139H251ZM6 139H8V137L7 138H5L4 140H0V143H2V144H5L6 145V143L4 142ZM10 139L8 140V141H10ZM28 139V138H27ZM76 139V138H75ZM76 139V140H77ZM121 139V141L120 142H118L119 140ZM80 140V141H81ZM129 140L127 141V142H129ZM124 141H125V137H124ZM138 141H137V143L136 144H138ZM147 141V139L145 138V140L144 141H142L143 143L144 142H146ZM176 141H178V140H176ZM246 141V142H247ZM6 142H7V140H6ZM119 144V146L118 145H116L117 143ZM140 142V141H139ZM142 142H141V144H142ZM148 142V141H147ZM180 141H178V143H179ZM246 142L240 147L241 149L243 148V149H245V147L247 146V147H250V145L251 146H253L252 144H248V145H245L246 144ZM8 143V142H7ZM110 143H112L111 145H110ZM121 143V144H122ZM134 143V147L136 146V144ZM73 144H75V141L74 142H72L71 141V145H73ZM127 144H129V143H127ZM126 144V142H125V145L124 146H128L129 147V145H127ZM167 144V143H166ZM165 144V145H166ZM180 144V143H179ZM113 145V146H112ZM139 145V144H138ZM143 145V144H142ZM144 145H145V147L147 148H145L144 147ZM142 147L139 145V146H137V147H135V148H133V144H131L130 146L131 147H129L128 149H124V147H122L121 149H124V150H121V151H115V153L113 152L112 153V155H111V157L113 158V159H116L118 156V158H120V156H122L121 157V159L119 160H114V161H120L119 163H122V164H127V165H129L133 160V163L135 164H133L132 163V165L135 167L136 166V169L138 168V170H136L135 168H132L133 170L135 169V172H133V174L134 175H132V177L133 176H135L136 178L134 179V177H133V179H131V181L133 180V182H136V189L137 188H139L140 187V185L143 183V181L142 180H144V182H146L147 181V179H148V175H149V173L150 174H152L153 172H154V174H152L151 176L149 175V177H151V180H153L154 182H153V185H152V188H151V190H150V193H148V194H146V195H144V196H142V197H139V196H141V192L142 191H144L145 189H146V191H145V193L147 192V188H145L144 186V188L141 186L140 187V189L141 188H143L142 190H138L140 193V195H138V191H136L135 193H137L136 195L139 197L138 198V203L136 204V205H134L133 207L134 208H132V209H130V210H124L125 212L124 213H122V212H119V213H117V214H115L112 218H114V219H118L115 223H116V225L115 226H113V224H111L110 225V227H108V222L105 224H102V225H99V224H95V223H92L91 221H89L88 219H82V220H80L77 224H72L71 225V228H61V229H59V230H61V231H59V233H58V235L57 236H55L54 237V239L53 240H50L49 242H47V244L49 245V246H51V251H48L47 253H44L41 257H39V259L37 260V262L36 263H33V264H64L63 263V258L65 257V256H62V258L61 257H58L57 256V254L58 253H60V248H63V252L64 251H71L70 253L71 254H79L80 252H82V251H85V250H87L88 251V248L90 247H93V248H91V249H94L95 247H97L98 246V244H99V246H101V247H98V248H100V250L98 251V249H97V251L98 252H96L95 250H96V248H95V250H93L94 252H96V253H94L95 254V256H94V254L91 252L92 250H90L89 252H91L92 254H93V257L92 258H90V259H95L94 261H91V262H93V264H113L115 261H116V264H117V262L119 263V261H121L122 259H120L121 257H120V251L118 252V250L116 249L117 248V246H114L115 245V243L116 244H119V243H123V241L121 242H118V240L117 239H123V238H125V237H127L128 235H130L131 233H133V232H136V233H138V234H140V235H142V237H141V240H143L144 241V243L145 244H149V245H153V246H155L156 248L155 249H152V248H149V249H151V250H149L148 248H145L144 250H145V252L147 251V254L149 255L148 257H150V256H152V257H150V258H148V261H146L145 262V260H144V262L142 263V264H156V263H154L155 261H157V264H192V262H193V264H200V261L201 260H199V259H202V261H205L204 259H207V261H206V263H208V261H209V259L211 260V258L209 257V252H213V250H215V247H217L218 248V251H222V252H226L227 251V254H229L230 256H231V258H232V260L235 262V260L233 259V257H242L243 259H245V262L243 261V259H242V262L245 264L246 263V261L247 260H249V258H247L248 256V254L245 252L246 250H244L243 252H242V254L241 253H236V252H233L231 249H230V247L229 246H231V242H232V240H234V239H231L230 240V237H231V235L233 234H231V232H233L234 231V234L236 235V237H238V240L240 239V238H242V237H244V236H242V234H244L243 232H240V230L241 231H245L243 228H245V227H248L249 228V230L250 229H252L253 228V226L255 225V224H258L259 226H261V228L262 227H264V194H263V192L264 191H261L260 193L261 194H258L259 196H257V192L255 193V195H254V197H253V193L251 194V195H248V197H247V199L248 200H246L245 198H243V200L242 201H240V200H238L239 198H236L237 200L236 201H234V197H235V194H236V191L237 192H239V191H241V192H245L246 190H250L249 189V183H251V184H257L258 182H260L261 180L263 181V174H264V151H263V149L264 148H259V147H256V148H258V149H255V148H252L253 150L255 149L256 151V154L258 155L259 153L261 154L262 152L261 151H263V156L262 155H260V157L262 156V160L260 159V160H258L259 159V155L257 156L258 157V159L256 160V159H254V160H256V163H254V164H250V166L247 168L246 167V165H247V163H246V165H245V169H244V166H243V164L245 163V162H242V161H237V162H239L242 166H241V168H242V170L244 169V173H246V172H248V180L247 181H249V182H245V180H244V182H243V184L244 185H246V184H248V186L246 187V186H244L241 182L239 183V184H237V185H234L233 187H232V189H231V191H230V195L228 194L226 197L225 196H220V195H217L216 194V192L214 191V190H211V189H204L203 188V182H202V178H196V179H194V182L196 183L197 181H199L198 183H199V185L200 186H198V189L199 190H201L200 192H201V194H203L202 192H205L203 195H201L200 196V192L199 193H197L198 191H197V187L195 188V183L193 182V180H192V184L189 182L188 184H186V187H184V189L180 186V188L178 187L179 185H181L182 184V182H181V180H178L179 178H177L176 177V175H177V173L178 174H181V171H182V167L181 168H179L180 166H178V164L175 162V160L174 159H176V161L177 162H180L179 160H181L178 156V159L177 158H173V153H171L172 151H173V149L171 150L170 148H175V146L177 145H175L174 146V144H170V147H169V144H167L168 145V147L167 146H165V148L162 150L161 148H160V150L161 151H157V147L155 148V145H154V148L155 149H152L151 150V148L153 147V144H152V146H149L148 145V143H147V145H148V147H147V145L146 144H144ZM150 145H151V143H150ZM115 146V147H114ZM121 146H123V145H121ZM120 146V147H121ZM172 146V147H171ZM178 146V145H177ZM176 146V147H177ZM118 147V148H117ZM150 147V152H152V155L149 153V155H151V156H149L148 155V153H147V151H148V148ZM159 147V146H158ZM161 147V146H160ZM246 147V149H247V151H248V149H249V151H250V148H247ZM254 147V146H253ZM145 148V151L146 152H143V149ZM199 150H197V152L198 151H200V148H198ZM240 149V151H239V154H242L241 153V151L243 150H241ZM245 149V150H246ZM159 150V149H158ZM175 151H173L174 153H176L177 151V148L176 149H174ZM244 150V151H245ZM257 150H259V153H257L258 151ZM156 151V152H155ZM244 151H243V153H244ZM249 151H248V153H249ZM116 152H119V154L117 153L116 154ZM123 152V153H122ZM142 152H143V154H145V155H143L144 157H145V160H147L146 159V157L147 156H149V158H151V159H149V160H151V162L149 161V163H150V165H149V163H148V166L149 167H151V170H153L152 172L150 171V169L149 168H147V172H149L148 173V175H147V173H146V170H145V168H143V164H144V167H145V164L147 163H143V162H139L140 164L138 165V158L137 157H140V156H142ZM246 152V151H245ZM252 152V151H251ZM255 152L253 151V153L254 154H251V156L253 155L254 157L256 156V154H255ZM122 154V155H121ZM141 154V155H140ZM139 155V156H138ZM147 155V156H146ZM135 156V158H137L138 160H136V159H132V157H134ZM137 156V157H136ZM142 156V157H143ZM110 156H108V158L109 159H103V160H100L98 163H96L95 164V166L94 167H92L91 168V170H89L88 172H86L85 174H83L82 176H79V177H72V178H68V177H66L64 174H63V172L60 170L59 172L61 173V180L63 181V180H67L68 179V181L66 182V184H65V186H64V188H63V190H62V192H60V194L58 195V196H56L55 197V199H51V200H49L48 202H47V205H46V208H47V210L50 212V213H54L55 212V216H56V211L58 210V207L59 206H61L62 208H63V210H64V212L66 213V214H71V209H69V208H67V207H75V206H79L78 205V203L79 204H81V206L80 207H82V209H84L86 206H84V204L82 205V203H83V201H84V203L85 204H87L86 202H85V199H87L88 200V202L90 203V204H88V205H91V203H92V205H93V202H94V199L95 198H98V195L97 196H95L96 194H100L101 196H99V198H98V201H103L104 200V198L105 199H107V201H106V203H107V205L109 206V204H114V203H117L118 204V201L117 200H119V197L116 195L115 197H117V200H116V198L114 199V197L112 196L113 194L115 195V193H117V191L115 192V189L114 190H110V188H108L109 190H110V192H109V190L107 189V188H105L106 189V191H103L104 190V186L107 184V187H108V183H105V182H110L112 179H113V177H112V179L110 178L109 179V177L110 176H108V175H106V174H103V173H101V172H103V170H104V172L107 170V167L109 168V166H110V168H112L113 169V167L115 166V164H116V162H111V163H109L110 162V160L112 159ZM144 157L142 158L143 159V161H145L144 160ZM254 157H250V154H249V159L251 158H254ZM123 159L126 161L127 159H132V161L131 160H129V161H126L127 163H125L124 161H123ZM156 159H158V160H160V162L158 161V160H156ZM240 159V158H239ZM239 159H237V160H239ZM253 160V159H252ZM111 161H113V160H111ZM122 161V162H121ZM131 161V162H130ZM137 161V165H136V162ZM139 161H142V160H139ZM156 161H158L159 162V164L157 165V164H155L156 163ZM258 161V162H257ZM130 162V163H129ZM183 162V161H182ZM182 162H180V164L179 165H181L182 164ZM253 162H255V161H253ZM252 161H250V163H253ZM113 163V164H112ZM115 163V164H114ZM211 165H213L212 164V162H209ZM214 163V162H213ZM238 163V164H239ZM184 164V163H183ZM208 164V162L205 164L206 165V167H205V171H207V172H209V166H210V164H209V166L207 165ZM240 164H239V168H240ZM249 164V163H248ZM140 165L142 166V167H140ZM147 165V164H146ZM157 165V166H156ZM187 165H189V163L187 162ZM129 166H131V165H129ZM133 166H131V167H133ZM148 166H146V167H148ZM192 167H194V165H191ZM190 165H189V167H191ZM204 167V166H203ZM202 167V168H203ZM211 167V166H210ZM106 168V169H105ZM115 168V167H114ZM172 168V169H171ZM141 169V170H140ZM157 172L156 174H155V171ZM170 170H171V172H170ZM174 170V171H173ZM177 170V171H176ZM203 170H204V168L203 169H201V173L202 174H204L203 173ZM43 171V168H41V171H40V173L39 174H41V172ZM137 171V172H136ZM179 171V172H178ZM35 172V171H34ZM173 172H175V173H173ZM206 172V173H207ZM254 173V174H253ZM258 173V174H257ZM104 176V178L106 177L107 178V176H108V179H106V180H108V181H106V180H104V178H102L103 176ZM170 174H172L171 176H170ZM174 174V175H173ZM201 174V175H202ZM260 174V175H259ZM102 177H101V176ZM259 176V178H258V180L256 179L258 176ZM99 176H100V178L102 179V180H104V181H102L103 183H101V180H100V178H99ZM202 176H204V175H202ZM262 176V177H261ZM96 177H98V178H96ZM147 177V179L145 180V178ZM173 177V178H172ZM255 178L257 181L256 182H254L252 179H250V178ZM92 178H93V180H92ZM94 178H96L97 179V181L94 179ZM89 180H92V181H96V183H97V185L99 184L98 182H100V185L99 186H103L102 187V192H101V190L97 187L96 188V186L97 185H95L94 184V182H93V184H92V186L91 187H89L90 189H88V187H86L85 188V185L87 186H90L89 184L90 183H92V181L90 182ZM99 180V181H98ZM110 180V181H109ZM114 180V179H113ZM149 180V179H148ZM251 180V181H250ZM260 180V181H259ZM87 181H89V184H85L84 182H86V183H88ZM141 181V182H140ZM174 182V184L175 185H178L179 183V185L177 186L178 188H175L176 186L175 185H173L172 187H174V188H170L171 187V184ZM40 182H42V181H40ZM39 182V183H40ZM140 184H139V183ZM175 182H177V183H175ZM179 182V183H178ZM38 183V184H39ZM43 184L45 183V184H47L46 182H42ZM41 183V184H42ZM75 183V184H74ZM83 183H84V185H83ZM111 183H113V181L111 182ZM111 183H109L110 185H109V187H111V189L112 188H114L113 187V184H111ZM41 184H39V187L41 186ZM69 184V185H68ZM74 186H73V185ZM76 184H79V185H81L80 187H81V189L83 190V191H78V189H79V186H77V189L75 188L76 187ZM104 184V185H103ZM138 184H139V186H138ZM95 185V188L93 187ZM131 185V186H130ZM132 183L131 182H129V186H128V188L129 187H131L132 188ZM183 185H184V183H183ZM187 185H188V187H191L192 186V188H193V186H194V188L193 189H191V188H188L187 187ZM196 185H198L197 183H196ZM243 185V186H242ZM71 186H73V189H72V187ZM170 186V187H169ZM185 186V185H184ZM38 187V189H40L41 190V192H39L38 190H36L35 191V189H37V188H33V191L34 192H31V189H29V194L30 193H34L33 195H35V192H36V195H38L39 193H42L43 191H44V189H43V191H42V189H41V187H43V185L39 188ZM93 187V189H94V191H93V193L94 194H92V197L94 196V199L88 194V192H89V190H91V188ZM125 187H127V185L125 186ZM44 188L46 189V187L44 186ZM130 188V189H131ZM167 188H169V189H171V190H169V189H167ZM234 188V189H233ZM248 188V189H247ZM258 188H261V187H258ZM4 189H10L9 191H10V193H8L9 191L7 190V192H6V190H4ZM71 189V190H70ZM87 191H85V190ZM177 189V195H174V191ZM180 189V190H179ZM194 189L196 190L195 192H194ZM71 192H70V191ZM72 190L73 191H75V190H77L76 192H73L72 193ZM108 190V191H107ZM153 190V191H152ZM157 190V191H156ZM169 190V191H168ZM172 190H173V192H172ZM181 190H185V192L183 191H181ZM189 191V193H188V191ZM204 190V191H203ZM213 191L212 193H211V191ZM257 190V189H256ZM261 190V189H260ZM3 191H4V193H2V194H5V192L7 193V195L5 194V196L3 197V200H5V199H8V200H6V201H4V203H6L7 201H9V203H7V205L10 207L11 206V204H10V202L12 201V200H14V199H12L11 200V198H13L14 197V194H15V196H17L18 194H16V192L15 193H13V192H11L12 190H11V188H3ZM38 191V192H37ZM151 191H152V193H151ZM158 191H160V192H158ZM224 191L226 192L227 191V188L225 187L224 188ZM0 192H1V190H0ZM68 192H69V194H71V196L73 195V197H75V199H78L80 202H78L77 203V205H75V204H72L73 202H75V201H72L71 203H70V206H67V205H69V201L67 202V200H69V199H67V195H68ZM95 192H97L96 194H95ZM115 192V193H114ZM149 192V191H148ZM156 194H155V193ZM170 192V193H169ZM258 192H259V190H258ZM89 193H91V191L89 192ZM102 193V194H101ZM110 193H111V195H110ZM178 193H180V194H178ZM207 193V194H206ZM214 193V194H213ZM233 193H234V195H233ZM81 194H83V195H87L86 196V198L84 199L83 198V195H82V197H81ZM170 194V196H171V198H173L174 196V198H175V200L173 201V199H172V201H171V198L169 199L170 200V202L169 201H167V199L166 198H168L169 195ZM171 194H173L174 196H172ZM187 194L189 195V198H188V196H187ZM238 194V193H237ZM236 194V195H237ZM35 195V196H36ZM79 195H80V197H79ZM185 195H186V198H185ZM232 195V196H231ZM11 196H13V197H11ZM35 196H32V197H35ZM67 196V197H66ZM76 196H77V198H76ZM84 196V197H85ZM90 198H89V197ZM104 196V197H103ZM107 196H109V198H110V196H111V200H113L112 202H114V203H109L108 204V202H111V200L110 199H108L107 198ZM184 197V200L182 199V197ZM232 197V199H231V197ZM253 197L252 199H250L249 200V198H251V197ZM256 196V197H255ZM1 197V196H0ZM11 197V198H10ZM31 197V196H30ZM101 197H102V199H101ZM5 198V199H4ZM68 198H70L71 199V197H70V195H69V197ZM81 198H83L84 200H82ZM93 199V202L91 201H89L90 199ZM191 198H192V200H191ZM195 198V199H194ZM196 198H197V200H196ZM234 198V199H233ZM74 199V198H73ZM206 199V200H205ZM231 199V200H230ZM241 199V198H240ZM78 200H76V201H78ZM86 200V201H87ZM114 200H116V201H114ZM188 200V201H187ZM201 200H202V202H201ZM97 201V203H98V207H99V209H100V207L101 208H103L104 207V205L103 204H106V203H102L101 201L100 202H98ZM176 201V204H175V206H173L172 205V203L173 202H175ZM180 201L182 202V203H180ZM64 202H66L65 204H66V206H65V204H64ZM82 202V203H81ZM172 202V203H171ZM201 202V203H200ZM0 203H3L2 202V199H1V201H0ZM3 203V205H6V204H4ZM142 204L141 206H139V204ZM180 204H182L181 206H180ZM184 204V205H183ZM74 205V206H73ZM92 205H91V207H92ZM101 205V206H100ZM1 206V205H0ZM7 206V207H8ZM84 206V207H83ZM107 206V207H108ZM180 206V207H179ZM70 207V208H71ZM80 207H78V209H81ZM90 206H87L86 207V210H89V209H87V208H91ZM105 208V207H104ZM109 208V207H108ZM74 209H76V207L74 208ZM74 209H72V210H74ZM77 209V210H78ZM82 209L80 210V211H82ZM85 210V209H84ZM12 211V210H11ZM11 211H9L10 213H8V212H6V213H8L7 215L6 214H4L5 216H6V219H11V217L13 216V217H15V216H17L16 218H18V217H22L21 215H24L25 214V212L23 211V210H20L22 213H19V211H15L14 212V214H12V212ZM30 212V214L31 213H33L32 211H29ZM73 212H75V211H73ZM4 213V212H3ZM19 213V214H18ZM0 214H2L1 213V211H0ZM12 215V216H11ZM15 215V216H14ZM2 216H3V214H2ZM1 215H0V217H2ZM7 216H9V217H7ZM11 216V217H10ZM66 216V215H65ZM12 217V218H13ZM5 218V217H4ZM4 218H1V219H4ZM6 219H4V220H6ZM7 221V220H6ZM38 221V220H37ZM5 222V221H4ZM38 224H40V222H38L37 223V225ZM37 225H35V231L34 232H32V230L31 229H29V233L27 234L28 236H27V241L29 242V243H33L35 240H36V238H38L39 236H42L43 234H44V232L42 231V230H39L40 228L37 226ZM258 226V227H259ZM260 228V227H259ZM97 229H99L98 231H97ZM225 229H228V230H226L225 232H224V230ZM229 229H231V230H229ZM31 230V231H30ZM5 231H7V235H11L12 233H13V231H15L14 230V228L13 227H8V228H6V230ZM227 231H231V232H227ZM36 233V236H34V234ZM228 233H230V234H228ZM242 233V234H241ZM64 234H65V240L66 241H64V242H62V243H56V240H58V239H63L64 238ZM232 235V238H235V235ZM237 234H238V236H237ZM262 235H260V236H257V238H255L257 241H255V240H252L253 241V243H251L252 241H250L251 239H248V238H246V240L249 242V248H250V246H251V248L249 249V250H252L251 252H253V250L254 251H256V249L257 248H260V246H258L257 248L256 247H253V249H252V246L255 244L256 245V243L258 244V245H264V237L262 236ZM228 237H229V241H226L227 239H228ZM190 238H192V240H190V243H191V245L195 248H193V247H191V245H190V243H189V245L187 246V244H188V242L187 241H189V239ZM188 239V240H187ZM262 239H263V241H262ZM223 240H225V243H226V246H225V244L223 243ZM242 240H244V239H242ZM75 242V244H70V242ZM191 241H193L194 243H195V245H194V243L193 242H191ZM231 241V242H230ZM55 242V246L56 247H53L52 246V244ZM71 242V243H72ZM104 242L106 243V242H108L109 243V245H108V243H106L108 246V249H110V248H115L116 250V252H117V256L115 257V259L119 256V261H117V260H114V258H111L113 261H111V260H107V262L105 261V257H106V254L108 253L107 251H108V249H107V247H106V249H107V251L105 250V247H103V246H105V244H104ZM187 242V243H186ZM229 242H230V244H229ZM248 242H246V244H248ZM101 243H103V246H102V244ZM111 243H114V245H112ZM128 244H131L130 246H132L131 248H129L130 250H131V253H130V257H133V252H135L136 250L135 249H137L138 248V246H137V248H136V245H138V244H134V242L133 241H129V242H127ZM185 243V244H184ZM223 243V244H222ZM47 244L46 245H44L43 247H41V248H46V246H47ZM101 244V245H100ZM228 244V245H227ZM112 247H111V246ZM110 246V247H109ZM121 246V245H120ZM119 246V247H120ZM261 246V250H263V248L264 247H262ZM71 247H73V248H71ZM118 247V249H121V247L119 248ZM133 247H134V249H133ZM139 247H140V245H139ZM184 248V252H185V250H186V247H188L187 248V255L186 256H184V253H182L183 252V248ZM190 247V248H189ZM227 247H229V249L227 248ZM41 248H36L35 249V247H34V245L31 247V253H29V259L32 257V255H33V252H36V251H38V249H41ZM69 248H71V250H68ZM103 248V252L101 253V249ZM113 248V249H114ZM197 248H202L201 250H203L204 251V253H203V251L201 252L202 254H204L205 256H203V257H206V256H208L207 258H201V256H200V254H199V250L197 249ZM181 249V250H180ZM220 249V250H219ZM135 250V251H134ZM180 250V252H178ZM197 250V251H196ZM200 250V251H201ZM207 250V251H206ZM107 253H106V252ZM111 251H113L112 249H111ZM188 251H189V254H188ZM195 251H196V253H195ZM106 254H105V253ZM130 252V251H129ZM142 252H144V251H142ZM148 252H151V253H148ZM197 252H198V254H199V256H200V258L198 257V255H197ZM211 252V253H212ZM246 253L245 254V256L244 257H246V258H244L243 256H241V255H244L243 253ZM247 252H249V251H247ZM258 252H263V251H258ZM258 252L254 255V254H250V262L251 263H249V261L247 262L248 264H252V260L254 261L255 259H252L253 257L252 256H254L255 258L257 257V254H258ZM64 253H67V252H64ZM83 254H85V252H82ZM81 253V254H82ZM97 253H98V255H100V256H97ZM104 253V254H103ZM180 253V254H179ZM205 253H207V254H205ZM253 253H255V252H253ZM81 254H79V255H81ZM102 254L103 255H105V256H102ZM144 254V253H143ZM147 254H144V255H146V260H147ZM214 254H215V252H213L212 253V255L214 256ZM65 255V254H64ZM78 255V256H79ZM87 256L89 255V253H87L86 254ZM212 255H210V256H212ZM262 255H263V253H262ZM97 256V257H96ZM101 256H102V258H101ZM136 256V255H135ZM135 256H134V258H135ZM189 256H191L194 260L192 261H189V259L188 258H186V257H189ZM82 257V256H81ZM83 258V257H82ZM100 258V259H99ZM104 258V259H103ZM133 258V260H134V263L133 264H136L137 262H135V259ZM144 258V259H145ZM152 258H154V259H156L154 262H149L150 260L152 261ZM159 258V259H158ZM191 258V259H192ZM235 258V259H236ZM106 259H107V257H106ZM130 259V258H129ZM158 259V260H157ZM228 259H230V258H228ZM238 260H236V262H238L237 264H242V263H240L239 262V259L240 258H237ZM83 260V259H82ZM89 260V259H88ZM125 260H128V259H123L121 262V264H125L126 263V261ZM142 260V259H141ZM227 260V259H226ZM231 260V259H230ZM69 260H67V263L68 264H72V262H68ZM90 261V260H89ZM89 261H86V263L87 264H92L91 262H89ZM111 261V262H110ZM130 261V260H129ZM129 261H127V263H129ZM201 261V264L203 263ZM89 262V263H88ZM131 262V264H132V262L133 261H130ZM159 262V263H158ZM210 262V261H209ZM212 262V261H211ZM231 262V261H230ZM235 262V263H236ZM126 263V264H127ZM205 262L203 263V264H206ZM80 264V263H79ZM82 264V263H81ZM130 264V263H129ZM232 264V263H231Z\"/></svg>", "mask_w": 264, "mask_h": 264}]
</instances>
